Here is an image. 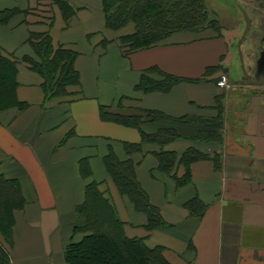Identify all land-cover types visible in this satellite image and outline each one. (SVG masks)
<instances>
[{
	"label": "crops",
	"instance_id": "1",
	"mask_svg": "<svg viewBox=\"0 0 264 264\" xmlns=\"http://www.w3.org/2000/svg\"><path fill=\"white\" fill-rule=\"evenodd\" d=\"M60 1L0 0V11H14L0 23V177L16 181L23 200L13 210L10 264H68L89 185L113 204L125 234L163 247L168 264H264V85L216 84L221 72L243 78L229 73L243 20L126 53L120 37L133 23L107 27L103 0ZM220 1L205 3L222 16ZM45 34L54 49L78 54L79 83L52 99L32 65L41 59L31 35ZM167 75L181 79L148 86ZM229 102L231 125L220 112ZM159 133L174 137L151 138ZM161 151L175 155L170 171ZM110 159L132 161L165 224L149 229L113 181Z\"/></svg>",
	"mask_w": 264,
	"mask_h": 264
},
{
	"label": "trees",
	"instance_id": "2",
	"mask_svg": "<svg viewBox=\"0 0 264 264\" xmlns=\"http://www.w3.org/2000/svg\"><path fill=\"white\" fill-rule=\"evenodd\" d=\"M103 1L107 27L119 30L129 23L135 26L133 33L120 37L126 53L154 46L176 31L200 32L208 27L220 28L218 19L212 17L214 13L206 6L205 0ZM59 2L64 4V1ZM13 14L14 11H0V23L7 22ZM31 39L38 40L32 42L41 60L32 61V65L45 78L47 98L68 94L67 86L79 83V75L74 67L77 52L63 47L54 49L51 37L47 34L31 35ZM166 78L162 84L151 83L148 86L167 89L181 79L171 75ZM109 117L125 120L126 123L134 122L111 114ZM158 136L162 137L159 140L163 143L174 137L159 133L151 138L156 139ZM158 155L161 165L170 171L175 155L167 151H161ZM109 172L120 193L128 195L136 208L148 215L149 229L165 224L160 209L151 204L139 184L132 161L110 159ZM193 202H188L187 207H192ZM22 204L17 182L0 177V230L10 234V241L13 210ZM74 232L83 234V237L65 247L64 256L68 264H168L163 247H149L145 239L129 238L125 234L124 222L117 210L94 185H89L85 202L77 209ZM95 250L99 254L94 256ZM0 264H10L9 253L1 248Z\"/></svg>",
	"mask_w": 264,
	"mask_h": 264
},
{
	"label": "rangeland",
	"instance_id": "3",
	"mask_svg": "<svg viewBox=\"0 0 264 264\" xmlns=\"http://www.w3.org/2000/svg\"><path fill=\"white\" fill-rule=\"evenodd\" d=\"M219 4L221 5L220 13L222 16L219 15V12L215 13L213 10L211 9L210 10L214 13L212 17L218 19V24L220 26H222V23H225L226 25H229V23L230 25L233 24L232 21L235 18V16L242 19L243 20L242 22H244V25H246L244 15L240 9V5L247 8L249 15L254 20V24L251 30L247 33L246 39L242 45V50L243 53L245 54L244 60H245L246 68L249 73L254 75L257 66V59L260 57V53L264 49V0H221ZM233 50H234V60H235L236 68L231 67L229 73H231V75L233 76L237 75L241 77L242 67H241V61L239 55L237 53L236 45H234ZM224 74H226L229 77V74L227 72H221L218 79L216 80L217 85L219 80ZM222 87L231 91L230 90L231 83ZM234 109L235 108L232 105V102H229L228 106L224 107L220 111L223 114V117L228 120V123L230 125L233 124L235 119L236 112H234ZM9 236L10 234L7 231L0 230V248L2 251H4L7 254L9 253L8 252V247L10 244ZM106 248L107 250H109L108 247ZM98 254L99 252L95 250L94 256Z\"/></svg>",
	"mask_w": 264,
	"mask_h": 264
},
{
	"label": "water",
	"instance_id": "4",
	"mask_svg": "<svg viewBox=\"0 0 264 264\" xmlns=\"http://www.w3.org/2000/svg\"><path fill=\"white\" fill-rule=\"evenodd\" d=\"M240 9L244 15L245 22H246L245 29L242 32L237 42L238 55L241 61L243 78L241 80L233 79L231 80V82L233 84L246 83V84H252V85H264V49L261 51L260 57L257 59V66H256L255 74L254 75L250 74L246 68L242 45L246 39L247 33L251 30L253 26V19L249 15L247 9L244 6L240 5Z\"/></svg>",
	"mask_w": 264,
	"mask_h": 264
},
{
	"label": "built area",
	"instance_id": "5",
	"mask_svg": "<svg viewBox=\"0 0 264 264\" xmlns=\"http://www.w3.org/2000/svg\"><path fill=\"white\" fill-rule=\"evenodd\" d=\"M228 82H229V77L226 74H224L221 77V79L219 80L218 85L219 86H226L230 83V82L229 83Z\"/></svg>",
	"mask_w": 264,
	"mask_h": 264
}]
</instances>
